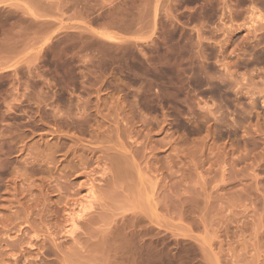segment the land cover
I'll return each instance as SVG.
<instances>
[{
	"label": "rangeland",
	"instance_id": "rangeland-1",
	"mask_svg": "<svg viewBox=\"0 0 264 264\" xmlns=\"http://www.w3.org/2000/svg\"><path fill=\"white\" fill-rule=\"evenodd\" d=\"M0 264H264V0H0Z\"/></svg>",
	"mask_w": 264,
	"mask_h": 264
}]
</instances>
